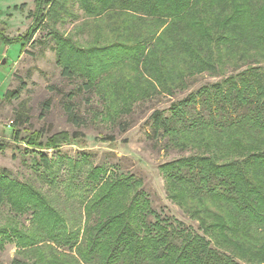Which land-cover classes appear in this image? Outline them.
Listing matches in <instances>:
<instances>
[{
    "label": "rangeland",
    "instance_id": "1",
    "mask_svg": "<svg viewBox=\"0 0 264 264\" xmlns=\"http://www.w3.org/2000/svg\"><path fill=\"white\" fill-rule=\"evenodd\" d=\"M35 8V0H0V30L20 38L10 44L0 41V177L5 175L14 186L7 183L0 207V264L15 259L23 264H84L79 248L85 243L71 249L61 242L77 230L80 242L87 240L85 231L100 216L86 207L116 185L119 196L112 208L118 211L144 190L154 210L201 235L200 224L215 223L216 215L224 224L230 220L235 207L200 198L188 185L167 179L163 167L193 155L219 158L232 147L209 131L157 140L151 117L156 111L168 115L173 104L228 77L240 56L264 67V48L228 56L218 43L221 30L204 18L203 29L211 39L202 44L210 60L206 68L218 72L190 77L188 56L167 52L172 40L164 35L165 26L123 14L89 17L74 7L80 17H44L33 34ZM62 63L79 74L76 80L62 76ZM88 80L96 86L93 95L80 91ZM20 87L19 100L4 98ZM71 100L82 119L80 128L65 111ZM77 131L81 139L74 137ZM239 231L228 238L215 231L217 245L240 264H264V224Z\"/></svg>",
    "mask_w": 264,
    "mask_h": 264
},
{
    "label": "trees",
    "instance_id": "2",
    "mask_svg": "<svg viewBox=\"0 0 264 264\" xmlns=\"http://www.w3.org/2000/svg\"><path fill=\"white\" fill-rule=\"evenodd\" d=\"M35 3V23L30 28L33 34L39 30L44 17H80L72 12L74 7L89 17L123 14L165 26L164 35L172 40L167 52L188 56V62L192 63L190 77L204 71L218 72L206 68L210 60L203 47L211 39L203 29L204 18L211 28L221 30L218 43L228 56L240 50L264 48V0H35ZM0 41L10 44L20 38L12 39L5 30H0ZM194 42L198 47H194ZM123 52L129 54L128 50ZM238 61L228 77L205 85L173 104L168 115L156 111L151 117L157 140L179 133L209 131L219 136L222 144L232 147L224 150L219 158L193 155L163 167L167 179L188 185L200 198L235 207L231 219L224 224L220 222V215H216L215 223L205 227L200 224L204 234L201 235L154 210L144 190L137 192L118 211L112 208L119 196L120 186L116 185L108 195L86 207L87 212L100 216L85 231L87 240L80 242L77 230L61 242L71 249L85 243L79 248L84 264H240L220 249L215 231L229 234L228 238L238 229L240 233L248 232L255 224H264V67L245 63L242 56ZM62 76L76 80L79 74L66 63ZM22 90L20 87L7 91L4 98L19 100ZM80 91L93 95L96 86L88 80ZM68 97L74 99L75 95ZM65 111L72 124L82 127L72 100L65 105ZM121 126L123 131L129 128ZM16 127L17 123L12 126L13 132ZM232 132L238 135L233 138ZM74 137L81 139L82 134L77 131ZM3 149L0 144V150ZM42 162L46 169L50 167L48 157L44 156ZM7 183L14 187L8 177L1 176L0 207L10 188ZM12 264H23V261L15 259Z\"/></svg>",
    "mask_w": 264,
    "mask_h": 264
},
{
    "label": "crops",
    "instance_id": "3",
    "mask_svg": "<svg viewBox=\"0 0 264 264\" xmlns=\"http://www.w3.org/2000/svg\"><path fill=\"white\" fill-rule=\"evenodd\" d=\"M7 49H8V47H6V51H7ZM4 55H5V54H4ZM3 58H4V56H3ZM3 58L0 60V65L2 64V61H4ZM16 64H17V62H16Z\"/></svg>",
    "mask_w": 264,
    "mask_h": 264
}]
</instances>
